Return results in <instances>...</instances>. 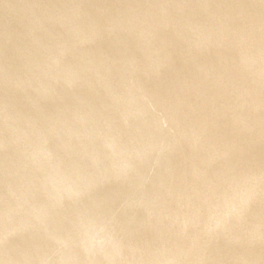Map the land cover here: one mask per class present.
I'll return each mask as SVG.
<instances>
[{"label":"water","instance_id":"obj_1","mask_svg":"<svg viewBox=\"0 0 264 264\" xmlns=\"http://www.w3.org/2000/svg\"><path fill=\"white\" fill-rule=\"evenodd\" d=\"M0 264H264V0H0Z\"/></svg>","mask_w":264,"mask_h":264}]
</instances>
